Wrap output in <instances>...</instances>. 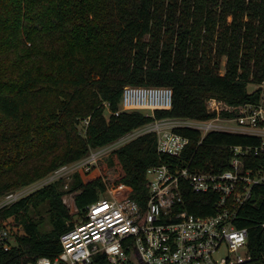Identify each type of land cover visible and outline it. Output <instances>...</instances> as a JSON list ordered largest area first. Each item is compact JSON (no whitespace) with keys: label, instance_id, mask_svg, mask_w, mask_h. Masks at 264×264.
Instances as JSON below:
<instances>
[{"label":"trees","instance_id":"1","mask_svg":"<svg viewBox=\"0 0 264 264\" xmlns=\"http://www.w3.org/2000/svg\"><path fill=\"white\" fill-rule=\"evenodd\" d=\"M226 58L225 71L221 72ZM264 0H0V197L48 178L80 161L92 149L118 142L154 118L207 120V102L233 107L257 104L264 87ZM168 86L171 110L155 116L141 111L118 116L124 87ZM109 103V108L106 106ZM109 112V115L108 113ZM238 112L223 109V118ZM90 122L85 134L79 128ZM191 138L179 162L192 170L229 168L233 146H254L261 138L180 129ZM176 158L158 151L149 132L114 149L91 171L79 170L66 189L63 178L42 185L0 210L23 227L16 244L0 249V264H26L61 252V235L74 225L63 202L75 192L83 210L106 193L103 175L129 184L135 198H147V171ZM248 166H263L264 153L250 154ZM186 208L213 213L215 194L188 191ZM48 212L51 228L37 216ZM248 228L251 259L264 264V186L239 212Z\"/></svg>","mask_w":264,"mask_h":264},{"label":"built area","instance_id":"2","mask_svg":"<svg viewBox=\"0 0 264 264\" xmlns=\"http://www.w3.org/2000/svg\"><path fill=\"white\" fill-rule=\"evenodd\" d=\"M173 102L171 87L128 85L123 89L115 115L141 111L155 116L157 110H171ZM106 106L109 108V103ZM207 109L217 116L204 121L154 118L128 134L124 140L156 133L159 153L176 160L148 169L149 190L145 199L135 198L129 184L105 176L106 193L83 210L76 203L77 191L66 192L63 202L74 225L60 237L61 252L26 264H241L249 261V230L239 227L237 220L241 208L252 199L255 188L264 186V167H251L246 161L252 153L255 156L264 153V94L259 103L238 107L210 98ZM223 109L238 114L223 118ZM82 122L86 132L90 119ZM184 128L201 131L199 144L214 131L255 136L261 138V142L254 146H233L229 168L222 172L192 170L179 162L191 143L190 137L179 132ZM104 154H107V146L92 149L88 157L61 167L48 178L52 182L58 175L72 172L66 180L68 189L76 172L91 171ZM188 191L196 195L215 194L213 213H191L185 207L184 195ZM23 196L24 189H20L0 197V210ZM13 219L0 220V249L6 251L14 246L13 241L18 236L11 225ZM225 247L232 254L222 255Z\"/></svg>","mask_w":264,"mask_h":264},{"label":"rangeland","instance_id":"3","mask_svg":"<svg viewBox=\"0 0 264 264\" xmlns=\"http://www.w3.org/2000/svg\"><path fill=\"white\" fill-rule=\"evenodd\" d=\"M225 63H226V58L223 59V66H222V68H221V72H224V70H225V68H224V67H225ZM255 89H257V85L251 84V85L249 86V90H250V91H253V90H255ZM107 113H108V115H109V112H107ZM232 125H233V124H232ZM234 125H235V124H234ZM79 128H80V130L82 131V133L85 134V127H84V123H83V122L79 125ZM130 134H131V133H130ZM128 136H129V135L123 137V138H122L123 140L121 139V140H119L118 142L114 143L113 145L107 146V154H106V155L104 154L103 159H102L100 162H104L103 160H105V159L108 157V155H109L114 149H116V148H118V147L124 145L125 143H127V142H129V141H131V140L134 139V136H133V137L130 136L129 138H131V139L124 140V138H127ZM105 148H106V147H105ZM98 149H101V148H97V149H94V150H98ZM100 162H99V163H100ZM98 165H99V164H98ZM98 165H97V166H98ZM100 166H101V165H100ZM100 166H99L98 168H99V169H102V170H97V172L101 171V175L105 176V177L108 178V179H115V177H116V172H115L113 169L110 168V169L104 170V169L101 168ZM69 173H72V172H69ZM69 173L58 175L59 178H57V179L63 178V179L66 181V180H67V176L69 175ZM99 174H100V172H99ZM57 179H56V180H57ZM50 180H52V179H51V178L43 179L42 181H39L38 183H35V184L32 185V186H29V187L23 188V189H24V193H25V195L32 193L34 190L38 189V188L41 187L42 185H46V184L50 183ZM23 189H22V190H23ZM38 213H41V214H39V215L37 216L38 218L43 217V218L45 219V220H44V221H45V228H46V229H50V228H51V223H49V218H48V212H47V210H46V209H42V210H41L40 212H38ZM11 225H12V227L14 228V230H16L17 235H23V234H24L23 227L20 226L16 220L13 219ZM15 244H16V240L13 241V245H15ZM221 253H222V255H224V256H227V255L232 254V253L229 251V249H228L227 247L223 248L222 251H221Z\"/></svg>","mask_w":264,"mask_h":264}]
</instances>
